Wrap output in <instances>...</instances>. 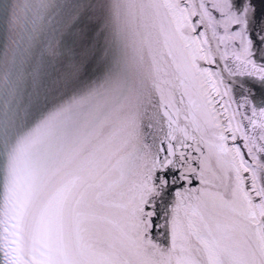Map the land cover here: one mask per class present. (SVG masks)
<instances>
[{
  "label": "snow or ice",
  "instance_id": "snow-or-ice-1",
  "mask_svg": "<svg viewBox=\"0 0 264 264\" xmlns=\"http://www.w3.org/2000/svg\"><path fill=\"white\" fill-rule=\"evenodd\" d=\"M0 23V264H264V98L234 126L199 64L209 32L264 59V0H11Z\"/></svg>",
  "mask_w": 264,
  "mask_h": 264
},
{
  "label": "water",
  "instance_id": "water-1",
  "mask_svg": "<svg viewBox=\"0 0 264 264\" xmlns=\"http://www.w3.org/2000/svg\"><path fill=\"white\" fill-rule=\"evenodd\" d=\"M11 0H0V12H2V8L4 4L10 3ZM188 2V0H185ZM193 3L199 4L200 0H192ZM211 8L210 3L207 5ZM213 15L220 19L219 12L213 11ZM193 21L199 20V16L192 17ZM237 26H230V31H236ZM204 31L203 25L197 28V32L192 35H198L200 32ZM218 36H224V29L220 27L217 29ZM207 38L210 41V46L212 50V58L215 63L208 64L205 61H199L200 67L202 68H210L213 72H218L220 74L221 79H223L224 84L231 88V99H229L228 95L223 97V100H220L217 97L216 108L220 109L221 113H223V105L225 101H229L230 107L228 109V116L237 113L235 116V120L233 121V125L235 126L236 122L239 121L242 123L243 127L249 131L251 134V125L249 124V118H257L252 116V107L254 104H259L261 99L264 98V87L261 86L260 77L264 75V59H261V53L258 48L253 49V55L249 57V63H243L242 60H238L237 56L241 55V46L239 40H224L219 43V50H217V42L212 39L211 32L207 33ZM4 33H3V24L0 23V44L3 43ZM129 54H133L132 50L129 49ZM253 64L255 66H253ZM98 75L96 67H93L92 70L88 73V77L85 78L87 80L89 77L95 78ZM251 90L252 95L249 96L248 92ZM223 91V89H221ZM254 97V99H253ZM222 120L226 123L227 120L224 116L221 117ZM213 129H209L206 133V138L209 140L213 139L212 137ZM258 131V130H257ZM229 137L227 140V145L229 147L240 146L242 151L245 153V158L250 159L247 155V149L243 148V141L238 139L236 141H232L231 134L225 133ZM257 143H264V141H257ZM203 152L205 155L208 154L207 148L203 147ZM193 156L199 158L200 153L193 152ZM264 155V154H261ZM213 166H215V158L213 157L210 161ZM194 167H199L197 162L193 163ZM247 175V174H245ZM188 187H202L198 181L194 182L193 185H189ZM223 191V189H213ZM152 239L156 243H160L164 246H167L170 241V236L166 234L164 229L159 230V235L156 233L152 234Z\"/></svg>",
  "mask_w": 264,
  "mask_h": 264
}]
</instances>
